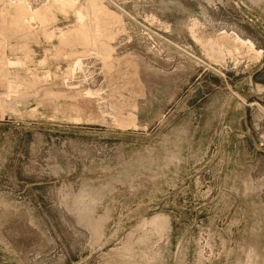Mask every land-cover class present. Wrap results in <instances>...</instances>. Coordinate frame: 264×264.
Instances as JSON below:
<instances>
[{
    "label": "rangeland",
    "instance_id": "obj_1",
    "mask_svg": "<svg viewBox=\"0 0 264 264\" xmlns=\"http://www.w3.org/2000/svg\"><path fill=\"white\" fill-rule=\"evenodd\" d=\"M74 1L0 0V264H264V0Z\"/></svg>",
    "mask_w": 264,
    "mask_h": 264
},
{
    "label": "bare ground",
    "instance_id": "obj_2",
    "mask_svg": "<svg viewBox=\"0 0 264 264\" xmlns=\"http://www.w3.org/2000/svg\"><path fill=\"white\" fill-rule=\"evenodd\" d=\"M73 2H75L74 0H73ZM248 46L250 47V49H252L253 48V45L252 44H250V43H248ZM254 50V49H253Z\"/></svg>",
    "mask_w": 264,
    "mask_h": 264
}]
</instances>
